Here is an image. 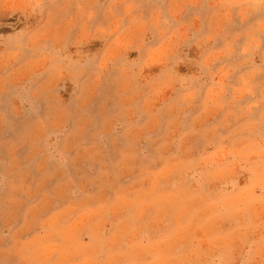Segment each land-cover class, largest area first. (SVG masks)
Instances as JSON below:
<instances>
[{"label":"rangeland","instance_id":"obj_1","mask_svg":"<svg viewBox=\"0 0 264 264\" xmlns=\"http://www.w3.org/2000/svg\"><path fill=\"white\" fill-rule=\"evenodd\" d=\"M0 264H264V0H0Z\"/></svg>","mask_w":264,"mask_h":264}]
</instances>
